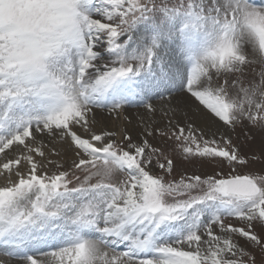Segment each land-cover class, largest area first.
<instances>
[{"label": "snow or ice", "instance_id": "obj_1", "mask_svg": "<svg viewBox=\"0 0 264 264\" xmlns=\"http://www.w3.org/2000/svg\"><path fill=\"white\" fill-rule=\"evenodd\" d=\"M129 107L138 141L97 119ZM192 107L264 133V0H0V252L264 264V170ZM169 151L212 173L177 178Z\"/></svg>", "mask_w": 264, "mask_h": 264}, {"label": "rangeland", "instance_id": "obj_2", "mask_svg": "<svg viewBox=\"0 0 264 264\" xmlns=\"http://www.w3.org/2000/svg\"><path fill=\"white\" fill-rule=\"evenodd\" d=\"M134 109L136 108H131V107L126 108L124 111L120 113L119 118L116 119L113 116H109L106 112L102 113L103 114L102 118L97 117V119L101 121V124H104L103 125L104 128L107 127L106 128L107 130L114 131L118 134L126 131L128 134L132 136L134 141H138L142 135V128L140 127V121L135 117V113L137 112L134 111ZM132 111H133L132 116H134L135 118L132 121L127 122L128 120H126L122 116L123 114H125V112L130 114L132 113ZM108 119L112 122V125L105 124L108 121ZM156 119L159 121L160 119L159 115H157ZM226 129L228 130L226 131ZM224 130H225L223 131L224 135L231 138L233 145L239 149L241 155L250 158L249 165L247 166V168L241 169V171L250 170L258 173L261 170H264V155H262V153H264V141H262V136H264V133H261L257 129L249 128L246 122L243 125H237L234 129L225 128ZM209 131H211V133L214 132L213 130H209ZM217 133H218L217 138H219L220 132ZM211 135L209 137H211ZM114 139L120 140L121 136L117 135L116 137H114ZM148 139L150 143L153 144V146L162 147L166 151H168L170 142H165V140L160 137H149ZM168 154L171 155L174 160L175 167H174L173 175L176 176L177 178L179 177V175H183V174L203 175V174L212 173L214 167L212 165L202 163L195 159L191 161H186L183 160L178 155L171 153L170 151L168 152ZM67 155L70 156L71 154L68 153ZM252 156H255L257 158L251 159ZM154 171L158 172L159 169H155ZM2 183H4V179L3 177H0V184ZM233 223H235V221H233ZM3 257L4 255L2 254V252H0V259L7 262L11 260ZM0 264H4V263L0 262Z\"/></svg>", "mask_w": 264, "mask_h": 264}, {"label": "bare ground", "instance_id": "obj_3", "mask_svg": "<svg viewBox=\"0 0 264 264\" xmlns=\"http://www.w3.org/2000/svg\"><path fill=\"white\" fill-rule=\"evenodd\" d=\"M134 111H136L137 113H135V117L139 120V116H138V112L142 114L143 110H136L134 109ZM130 112V110H129ZM132 113H126L123 114V118H125L126 120H128L127 122L132 121L135 117L132 116ZM103 114L99 111H97V117L98 118H102ZM115 118V117H114ZM116 119V118H115ZM182 121L184 120L183 115L181 116ZM136 122V121H135ZM187 123H191L194 127V129H196L197 131L202 130L205 134V136H210L212 133L209 130H213L214 132H222L225 131L224 129L226 128L225 126H223L222 124H220L219 122H215L213 123L211 118L206 116L203 112H197L195 107L189 108L187 110ZM105 124H111L112 122L108 119V121ZM102 126L104 124H101ZM199 127V128H198ZM107 128V127H106ZM228 129H226L227 131ZM211 133V134H209ZM224 134V133H223ZM4 264H22L21 261L18 260H10L9 262L4 261Z\"/></svg>", "mask_w": 264, "mask_h": 264}]
</instances>
